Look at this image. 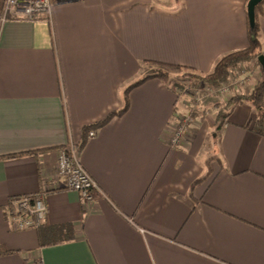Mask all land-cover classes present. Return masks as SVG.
Wrapping results in <instances>:
<instances>
[{
	"label": "crops",
	"instance_id": "obj_1",
	"mask_svg": "<svg viewBox=\"0 0 264 264\" xmlns=\"http://www.w3.org/2000/svg\"><path fill=\"white\" fill-rule=\"evenodd\" d=\"M249 1L53 0L51 17L0 19V264H264V136L250 104L218 132L196 122L175 148L191 106L151 78L84 135L123 108L147 62L206 75L245 49ZM259 25L264 51V3ZM83 143L91 200L58 170L60 150ZM38 194L46 227L72 225L73 241L42 247L39 228H17L10 201Z\"/></svg>",
	"mask_w": 264,
	"mask_h": 264
},
{
	"label": "trees",
	"instance_id": "obj_2",
	"mask_svg": "<svg viewBox=\"0 0 264 264\" xmlns=\"http://www.w3.org/2000/svg\"><path fill=\"white\" fill-rule=\"evenodd\" d=\"M263 3L264 0L257 6L256 9V28L254 33L251 31L249 17H248L249 44L245 49L224 55L217 61L213 71L210 74H206V75L193 72L188 68L179 65H171L161 62H147L149 65V70L145 73L144 77L134 82L133 84L129 85L125 89V104L123 108L115 112H112L105 119L91 126L86 127L84 129V135L87 136L91 130L103 127L113 117L124 114L129 107L128 93L132 88L142 84L143 82L151 78H158L167 82L171 70H186L187 71L186 75L196 80L198 83L203 82L213 87H220L225 84H228L230 70L238 66L239 64L253 61L257 65L261 66L259 62V57L264 55V51L259 35V31H260L259 17ZM4 4H5V0H0V19L3 16ZM247 9H248V4H247ZM243 104H250L257 112L258 117L256 121L253 123L252 129L257 133H259L260 135L264 136V73L262 75L261 80L256 84V86L249 95L236 94L227 103L218 104L220 107L216 115V123H215L217 132L223 128L224 124L232 114L234 108L237 105H243ZM83 146L84 143L80 145L79 148H82ZM30 153H34V152L12 154L8 156H2V158L4 159L17 158L19 156H23L25 154H30ZM3 209L7 210V206L3 207ZM8 210L11 211V206H8ZM38 232L42 247L70 242L73 241L75 238L74 228L72 225H64L60 227H53V226L46 227V224H44L39 228Z\"/></svg>",
	"mask_w": 264,
	"mask_h": 264
},
{
	"label": "built area",
	"instance_id": "obj_3",
	"mask_svg": "<svg viewBox=\"0 0 264 264\" xmlns=\"http://www.w3.org/2000/svg\"><path fill=\"white\" fill-rule=\"evenodd\" d=\"M52 8L53 0H5L2 19L25 18L35 20L41 14H47L48 17H51ZM219 88L226 91L224 85ZM197 99L200 100V98ZM189 114L178 116L177 125L170 140L172 147H181L189 139V132L194 122L192 114ZM89 134L92 137L95 132L91 131ZM58 170L59 174L66 178L68 187L79 192L85 199L91 200L95 194L100 192L97 182L81 163L79 146L71 144L60 150ZM9 205L18 212L16 225L20 230L38 229L46 220L48 208L44 194L12 199Z\"/></svg>",
	"mask_w": 264,
	"mask_h": 264
},
{
	"label": "rangeland",
	"instance_id": "obj_4",
	"mask_svg": "<svg viewBox=\"0 0 264 264\" xmlns=\"http://www.w3.org/2000/svg\"><path fill=\"white\" fill-rule=\"evenodd\" d=\"M179 1V0H172ZM167 83H170L181 95H184L191 106L193 125L200 122L213 124L211 126L216 132V115L219 110V103L225 104L236 94L249 95L256 84L261 80L262 67L255 62L239 64L230 70L229 82L224 87H213L206 83H198L188 77L186 70H171ZM221 87V86H220ZM197 98H200L198 100ZM212 160L214 158H211ZM211 159H209L211 161Z\"/></svg>",
	"mask_w": 264,
	"mask_h": 264
},
{
	"label": "water",
	"instance_id": "obj_5",
	"mask_svg": "<svg viewBox=\"0 0 264 264\" xmlns=\"http://www.w3.org/2000/svg\"><path fill=\"white\" fill-rule=\"evenodd\" d=\"M263 0H250L248 3V17H249V23L251 27V31L254 33L256 28V9L257 6L262 2ZM259 62L264 69V55L259 57Z\"/></svg>",
	"mask_w": 264,
	"mask_h": 264
}]
</instances>
